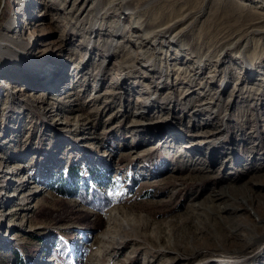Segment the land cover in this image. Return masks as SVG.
I'll list each match as a JSON object with an SVG mask.
<instances>
[{"label":"rangeland","instance_id":"374dc122","mask_svg":"<svg viewBox=\"0 0 264 264\" xmlns=\"http://www.w3.org/2000/svg\"><path fill=\"white\" fill-rule=\"evenodd\" d=\"M26 1L0 0V264H264L261 1Z\"/></svg>","mask_w":264,"mask_h":264},{"label":"bare ground","instance_id":"6f19581e","mask_svg":"<svg viewBox=\"0 0 264 264\" xmlns=\"http://www.w3.org/2000/svg\"><path fill=\"white\" fill-rule=\"evenodd\" d=\"M24 1V2H23ZM77 1H80V0H77ZM243 1H252V0H239V1H237L238 3H240V5L241 4H243L244 5V3H242ZM259 1H261V2H259L258 3V6H257V9L258 10H256V13L260 16V18L257 20V21H255L253 24H252V26L250 27L251 28V30H248V32H249V34H257V33H263L264 32V30H261V29H258V28H256V26H258V25H264V0H259ZM27 1L26 0H22V2L21 3H23L24 4V6H23V4L20 6V8H21V10L23 11V9L25 10V8H27L28 9V7H26L27 5L29 6L30 5V3H26ZM246 6V5H245ZM30 7V6H29ZM263 10V11H262ZM17 13H20V11L18 10L17 11ZM29 25V24H28ZM248 40V38H246V39H244V38H240L239 40H238V44H241V43H243V42H245V41H247ZM12 42H14L13 40H12ZM12 42L10 41V40H8V44L9 45H6L5 47L6 48H8V49H10V48H14L13 47V45H11L12 44ZM248 43V42H247ZM237 47V46H236ZM5 49V48H4ZM21 54H24V53H22L21 52ZM2 56V54H0V57ZM27 59V61L29 62V61H31V59L29 58H26ZM219 61H221V59L219 58L218 59ZM210 63V62H209ZM249 65V64H248ZM47 66L48 65H46V64H34V66L32 67V69L36 72V75H37V78L39 79V80H41V78H43L44 80H46V79H50V77H54L55 78V83H58V82H60V80L63 78V75H62V73L63 72H61V70H53L52 68V70L50 69V68H47ZM50 66V65H49ZM251 68H256V69H258V68H263L262 70H264V59H257L256 61H252V62H250V65H249ZM3 67V66H2ZM103 67H100V69H102ZM57 69H60V68H57ZM261 73V72H260ZM263 73V75H264V72H262ZM260 80H261V78H260ZM236 97H239L238 95H236V94H234ZM92 99V98H91ZM264 105V104H263ZM243 111L242 110H240V113H242ZM259 113V112H258ZM137 115H140V114H137ZM247 116V115H246ZM246 116H244V117H246ZM255 116V115H254ZM249 117V116H248ZM248 117H246V118H248ZM259 117V116H258ZM257 118V117H256ZM3 173V172H2ZM14 173V172H13ZM224 199V194L223 193H221V192H219V194H217L216 196H215V198H214V202H216V201H221V200H223ZM247 201V200H246ZM247 203V205L246 206H248V201L246 202ZM244 204H240V205H238V206H243ZM234 208V207H233ZM237 207H235L234 209H236ZM226 209V208H225ZM247 209V208H246ZM112 238H118V237H112Z\"/></svg>","mask_w":264,"mask_h":264},{"label":"trees","instance_id":"16d2710c","mask_svg":"<svg viewBox=\"0 0 264 264\" xmlns=\"http://www.w3.org/2000/svg\"><path fill=\"white\" fill-rule=\"evenodd\" d=\"M7 9H11L10 5L7 6ZM6 9V10H7ZM7 10V12H4V9L2 10V14L0 15V28L3 25H6V23L9 20V11ZM4 14V15H3ZM80 172L84 173V177L87 176V171H85L82 167H77V168H72L69 170L68 175L72 178V179H77L80 178L82 176H80ZM80 176V177H79ZM101 182V181H100ZM66 186L61 187V190L63 191V194H68L66 190ZM60 190V192H62ZM77 190V191H76ZM65 192V193H64ZM78 192V188L74 190L75 196L77 195ZM89 194V195H88ZM81 198L83 200V202L87 205H89L90 207H93L99 211H103L105 210L109 205H110V201L107 198H104L101 193L97 190H92L91 192H86L83 195H81ZM19 254V253H18ZM21 257V255H20Z\"/></svg>","mask_w":264,"mask_h":264}]
</instances>
